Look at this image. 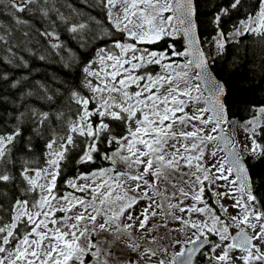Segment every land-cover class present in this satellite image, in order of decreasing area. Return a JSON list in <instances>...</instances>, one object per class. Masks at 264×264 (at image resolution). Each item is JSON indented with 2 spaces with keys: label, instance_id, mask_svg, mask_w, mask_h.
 Masks as SVG:
<instances>
[{
  "label": "snow or ice",
  "instance_id": "snow-or-ice-1",
  "mask_svg": "<svg viewBox=\"0 0 264 264\" xmlns=\"http://www.w3.org/2000/svg\"><path fill=\"white\" fill-rule=\"evenodd\" d=\"M0 16V264H111L117 241L128 264H264V59L239 48L264 53V0H0Z\"/></svg>",
  "mask_w": 264,
  "mask_h": 264
},
{
  "label": "trees",
  "instance_id": "trees-1",
  "mask_svg": "<svg viewBox=\"0 0 264 264\" xmlns=\"http://www.w3.org/2000/svg\"><path fill=\"white\" fill-rule=\"evenodd\" d=\"M93 15L98 16L100 19H104L102 12L99 9H96L93 12ZM0 19H3L6 23L8 22L6 17L0 16ZM201 39L203 41H205L204 46L206 45V41L209 39L208 36H202ZM241 39V43L239 45V48L241 49H247L248 53H249V57L250 59H254L256 62V65L258 66L261 59H264V53H262V42L258 37H254L251 35H246L245 37L240 38ZM234 45H229V56L231 55V51L234 48ZM255 53V56H253L252 54ZM214 55V54H213ZM212 56V55H211ZM39 64V62H37ZM41 70L42 71H46V72H54L57 70L56 65L55 64H50V65H40ZM228 60L224 59H216L213 62V68L214 71L216 73V75L219 78H223L225 80H228L230 85H232L233 87H235L238 82H239V78L238 77H229V73H228ZM257 83L259 84L260 82L257 81ZM250 95L254 98V102H259L261 100H264V87H257L254 91H252L250 93ZM249 114L245 113V112H239L237 113L233 119L235 120H240L242 117H247ZM102 166H108L107 162L105 161H100L97 160L96 164L93 165H89L86 167H82L81 169H76L74 164H70L67 168L64 169V178H67L70 175H75L76 171L78 170H82V171H89L91 170L93 167H102ZM256 171L259 175H264V165H258L256 168ZM61 190L62 191H71V189H64L63 188V184L61 182L60 184ZM258 195H264V186H261L258 191H257ZM209 202H211V195L210 193L207 194ZM165 230V229H164ZM207 252V249L202 250V252H200L197 257L195 258V262L194 264H197L203 257H204V253Z\"/></svg>",
  "mask_w": 264,
  "mask_h": 264
},
{
  "label": "rangeland",
  "instance_id": "rangeland-1",
  "mask_svg": "<svg viewBox=\"0 0 264 264\" xmlns=\"http://www.w3.org/2000/svg\"><path fill=\"white\" fill-rule=\"evenodd\" d=\"M204 48H205L206 52L210 56L214 54V50L210 48V46H209V44L207 42H206V45L204 46ZM231 135H235V138L237 140H241L243 138L242 133H240L238 131L232 133ZM223 155H224L223 152H218V155H217V157L215 159H220ZM210 162H215V160H212ZM144 203H146V202H143V201L141 202L142 205ZM225 203H227V201H225ZM159 220H160L159 217L153 218L150 221V226L153 225V224L158 223ZM177 226L178 225H176V224L169 223V228H174V227H177ZM166 232H167V229L164 230L163 228H160V229H158V231L154 232L153 234L154 235H164ZM133 234L136 237L138 242H140L143 246H148L147 244H145L144 241L140 240V236L143 235L142 232H134ZM105 237H107V239L109 241H111L113 239L111 236H108V234H106V233L101 234L100 236L96 237V239L103 241ZM173 237H177L181 241H184V240H186L188 238L183 233H176V232L170 233L169 239H171ZM165 243H167V241H165ZM153 247H155V245H153ZM180 247H181V245H177L174 248L170 247L169 248V253H173V252L179 251ZM110 250L112 252V255L110 257L111 264H128L129 260L136 261L137 258H138V254L137 253H133L130 249H128L125 246L123 241L114 242L112 244ZM197 264H209L208 259H207V255L205 253H204V257Z\"/></svg>",
  "mask_w": 264,
  "mask_h": 264
},
{
  "label": "water",
  "instance_id": "water-1",
  "mask_svg": "<svg viewBox=\"0 0 264 264\" xmlns=\"http://www.w3.org/2000/svg\"><path fill=\"white\" fill-rule=\"evenodd\" d=\"M202 48H203V50L205 51V49H204V45H202ZM206 52V51H205ZM216 74V73H215ZM217 76V75H216ZM218 77V76H217ZM219 78V77H218ZM206 94V93H205ZM185 247H190V245H185ZM199 253H197V254H195L194 256H193V264H194V260H195V258H196V256L198 255Z\"/></svg>",
  "mask_w": 264,
  "mask_h": 264
}]
</instances>
